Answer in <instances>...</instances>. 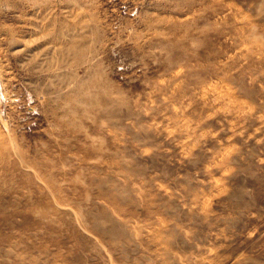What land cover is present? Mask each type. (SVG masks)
<instances>
[{
	"label": "rangeland",
	"instance_id": "obj_1",
	"mask_svg": "<svg viewBox=\"0 0 264 264\" xmlns=\"http://www.w3.org/2000/svg\"><path fill=\"white\" fill-rule=\"evenodd\" d=\"M0 264H264V0H0Z\"/></svg>",
	"mask_w": 264,
	"mask_h": 264
}]
</instances>
